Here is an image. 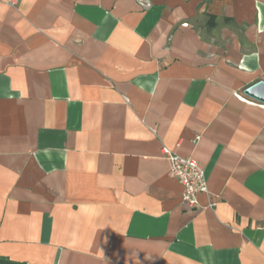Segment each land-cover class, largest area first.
Masks as SVG:
<instances>
[{"label": "crops", "instance_id": "0c3cea01", "mask_svg": "<svg viewBox=\"0 0 264 264\" xmlns=\"http://www.w3.org/2000/svg\"><path fill=\"white\" fill-rule=\"evenodd\" d=\"M259 79L264 0H0V256L264 264Z\"/></svg>", "mask_w": 264, "mask_h": 264}, {"label": "built area", "instance_id": "2783aa9c", "mask_svg": "<svg viewBox=\"0 0 264 264\" xmlns=\"http://www.w3.org/2000/svg\"><path fill=\"white\" fill-rule=\"evenodd\" d=\"M162 153L168 160L169 174L175 177L182 186L183 202L194 208L198 203V194L207 191V179L202 165L195 159L180 155L168 147H163Z\"/></svg>", "mask_w": 264, "mask_h": 264}, {"label": "water", "instance_id": "95a60500", "mask_svg": "<svg viewBox=\"0 0 264 264\" xmlns=\"http://www.w3.org/2000/svg\"><path fill=\"white\" fill-rule=\"evenodd\" d=\"M243 93L264 104V80L259 79L244 88Z\"/></svg>", "mask_w": 264, "mask_h": 264}, {"label": "trees", "instance_id": "16d2710c", "mask_svg": "<svg viewBox=\"0 0 264 264\" xmlns=\"http://www.w3.org/2000/svg\"><path fill=\"white\" fill-rule=\"evenodd\" d=\"M0 264H25V263L11 260L5 256H0Z\"/></svg>", "mask_w": 264, "mask_h": 264}, {"label": "rangeland", "instance_id": "374dc122", "mask_svg": "<svg viewBox=\"0 0 264 264\" xmlns=\"http://www.w3.org/2000/svg\"><path fill=\"white\" fill-rule=\"evenodd\" d=\"M249 100H251V99H249ZM253 101V100H252Z\"/></svg>", "mask_w": 264, "mask_h": 264}]
</instances>
